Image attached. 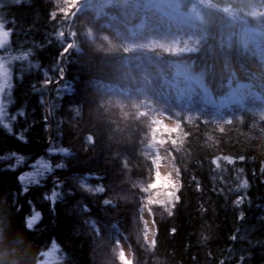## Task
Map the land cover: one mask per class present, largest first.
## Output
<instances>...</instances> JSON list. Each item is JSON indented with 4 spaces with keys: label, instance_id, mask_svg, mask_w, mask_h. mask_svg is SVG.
Listing matches in <instances>:
<instances>
[{
    "label": "trees",
    "instance_id": "16d2710c",
    "mask_svg": "<svg viewBox=\"0 0 264 264\" xmlns=\"http://www.w3.org/2000/svg\"><path fill=\"white\" fill-rule=\"evenodd\" d=\"M177 1L200 20L146 0H0V264L53 246L57 264H102L115 230L132 264H264V0ZM159 114L178 126L160 128L178 179L146 246L121 196L153 180Z\"/></svg>",
    "mask_w": 264,
    "mask_h": 264
},
{
    "label": "rangeland",
    "instance_id": "374dc122",
    "mask_svg": "<svg viewBox=\"0 0 264 264\" xmlns=\"http://www.w3.org/2000/svg\"><path fill=\"white\" fill-rule=\"evenodd\" d=\"M59 1L62 5V11H66L72 5H74L77 0ZM146 4L149 7L155 8L161 12L173 23L190 25L200 20V12L197 7L189 6L187 9H183L177 0H146ZM253 15L256 18L263 17L264 10H257ZM5 40V33L0 28V47L4 44ZM142 48H144L143 45H128L129 50ZM47 81L48 78L46 79V82ZM6 86L5 70L0 64V108H2L1 95ZM235 99L236 97L234 95H229L228 97H223L216 100L215 102L219 105H223L230 103V101ZM41 101L43 104H45V96L41 98ZM3 110V108L0 110V119L3 117ZM45 116L47 115L45 114ZM158 121L159 123H157L156 127L153 129L154 135L150 144V153L151 156H154V159H152L154 167V170H152L153 180L147 176L148 183H136L137 190L136 197L134 199L121 196L122 199H124V203L131 202L133 203V206L137 208L136 216L132 220V236L135 240L138 238L140 242L146 246H150V244H152L154 237V208L158 206L161 210L164 209L160 207V205L164 207V205L168 204V202L171 200V196L178 179L175 168L172 165L170 153L162 147L163 142L160 134L162 131L160 128L162 126L168 129V132L172 131V133L177 131L178 126L172 120L162 114L158 115ZM146 156L148 157V154ZM131 182L135 183V181ZM80 188L83 191L89 192V189L85 187L80 186ZM108 238L114 241V243L111 242L112 255L108 254V257L102 261V264H132L133 259L130 249L124 239L117 233V231L115 230L112 236L109 234ZM40 264H57L56 248L54 246L44 253Z\"/></svg>",
    "mask_w": 264,
    "mask_h": 264
},
{
    "label": "snow or ice",
    "instance_id": "6c2138e0",
    "mask_svg": "<svg viewBox=\"0 0 264 264\" xmlns=\"http://www.w3.org/2000/svg\"><path fill=\"white\" fill-rule=\"evenodd\" d=\"M2 108H5V105L2 106ZM2 108H0V110H2ZM9 130H10V129H9ZM13 155H15V154H13ZM19 159L22 160L23 158L21 157V158H19ZM61 166H62V165H59L58 167H61ZM33 167H35V165H34ZM45 171H52L51 165H49V164H44V165H43V168L41 169L40 172L35 173V174H29V173H26L25 175H22V176L20 177V180H21V181H25V180H27L29 183L37 182L38 177H39V176H43L44 173H45ZM25 190H26V189H25ZM56 196H57V192H56V191H53V192L51 193V198H52V199H55ZM38 219H39V213H35V214L32 216V218H31V220L29 221V223H30V224H31V223H35Z\"/></svg>",
    "mask_w": 264,
    "mask_h": 264
}]
</instances>
